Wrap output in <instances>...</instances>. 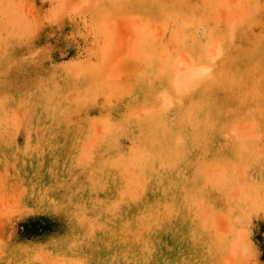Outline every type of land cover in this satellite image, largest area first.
I'll use <instances>...</instances> for the list:
<instances>
[{
    "label": "rangeland",
    "instance_id": "1",
    "mask_svg": "<svg viewBox=\"0 0 264 264\" xmlns=\"http://www.w3.org/2000/svg\"><path fill=\"white\" fill-rule=\"evenodd\" d=\"M0 264H264V0H0Z\"/></svg>",
    "mask_w": 264,
    "mask_h": 264
}]
</instances>
